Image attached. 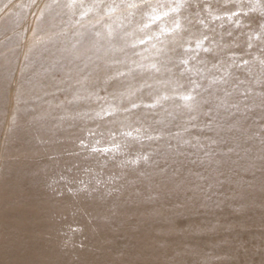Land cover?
I'll return each instance as SVG.
<instances>
[{
    "label": "clouds",
    "instance_id": "obj_1",
    "mask_svg": "<svg viewBox=\"0 0 264 264\" xmlns=\"http://www.w3.org/2000/svg\"><path fill=\"white\" fill-rule=\"evenodd\" d=\"M21 178L52 218L89 202L132 231L264 210V0H0V186ZM88 239L76 225L55 244Z\"/></svg>",
    "mask_w": 264,
    "mask_h": 264
},
{
    "label": "bare ground",
    "instance_id": "obj_2",
    "mask_svg": "<svg viewBox=\"0 0 264 264\" xmlns=\"http://www.w3.org/2000/svg\"><path fill=\"white\" fill-rule=\"evenodd\" d=\"M71 203L77 216L65 212L66 218H52L41 211V198L27 180L0 186V264H101L109 250L125 247L143 252L149 264L177 251L183 253L177 264H196L200 258L210 264H264V210L259 208L236 211L223 204L132 231V225L103 224L99 219L102 211L95 204ZM76 225L86 226L87 243L95 252H61L56 247L58 233ZM92 228L97 232L92 233ZM157 229L168 234L156 236ZM149 243H164L166 249L147 250Z\"/></svg>",
    "mask_w": 264,
    "mask_h": 264
}]
</instances>
